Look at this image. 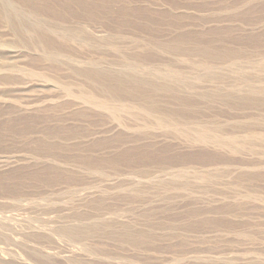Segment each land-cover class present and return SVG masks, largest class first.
<instances>
[{
  "label": "rangeland",
  "instance_id": "374dc122",
  "mask_svg": "<svg viewBox=\"0 0 264 264\" xmlns=\"http://www.w3.org/2000/svg\"><path fill=\"white\" fill-rule=\"evenodd\" d=\"M0 264H264V0H0Z\"/></svg>",
  "mask_w": 264,
  "mask_h": 264
}]
</instances>
